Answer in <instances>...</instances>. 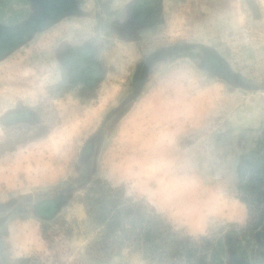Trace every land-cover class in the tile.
Wrapping results in <instances>:
<instances>
[{
    "label": "rangeland",
    "instance_id": "obj_1",
    "mask_svg": "<svg viewBox=\"0 0 264 264\" xmlns=\"http://www.w3.org/2000/svg\"><path fill=\"white\" fill-rule=\"evenodd\" d=\"M77 4L0 56V264H264V0Z\"/></svg>",
    "mask_w": 264,
    "mask_h": 264
},
{
    "label": "flooded vegetation",
    "instance_id": "obj_2",
    "mask_svg": "<svg viewBox=\"0 0 264 264\" xmlns=\"http://www.w3.org/2000/svg\"><path fill=\"white\" fill-rule=\"evenodd\" d=\"M77 3L78 0H42L43 12H41L37 18L30 20L26 24L15 27L13 30L0 29V56L8 50L9 47H13L15 43L25 39L31 31L38 27L42 25L51 27L56 18L60 15L76 13L79 9ZM209 59H212L211 56ZM216 61L214 62L215 64H217ZM55 202L56 201L53 200L41 202L38 206L39 215L42 217L51 215L55 210Z\"/></svg>",
    "mask_w": 264,
    "mask_h": 264
},
{
    "label": "trees",
    "instance_id": "obj_3",
    "mask_svg": "<svg viewBox=\"0 0 264 264\" xmlns=\"http://www.w3.org/2000/svg\"><path fill=\"white\" fill-rule=\"evenodd\" d=\"M244 200V199H243ZM148 203V202H146ZM153 210H155V208L151 207ZM263 217H264V213L262 214ZM261 223V218L258 220V222L255 224V227H257L256 225H259Z\"/></svg>",
    "mask_w": 264,
    "mask_h": 264
}]
</instances>
